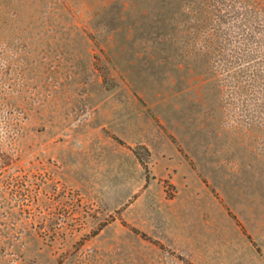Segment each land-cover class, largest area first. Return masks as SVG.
Instances as JSON below:
<instances>
[{
  "label": "rangeland",
  "instance_id": "1",
  "mask_svg": "<svg viewBox=\"0 0 264 264\" xmlns=\"http://www.w3.org/2000/svg\"><path fill=\"white\" fill-rule=\"evenodd\" d=\"M221 128L264 129V0H0V264H203Z\"/></svg>",
  "mask_w": 264,
  "mask_h": 264
},
{
  "label": "crops",
  "instance_id": "2",
  "mask_svg": "<svg viewBox=\"0 0 264 264\" xmlns=\"http://www.w3.org/2000/svg\"><path fill=\"white\" fill-rule=\"evenodd\" d=\"M220 131L231 137L219 139L216 153L211 141H204L203 175L210 184L206 194L214 200L213 209L226 223V242L220 225L219 244H205L203 264H210L207 249L213 264L217 259L218 264H264V129L245 137L236 128ZM215 216H209L212 233Z\"/></svg>",
  "mask_w": 264,
  "mask_h": 264
}]
</instances>
